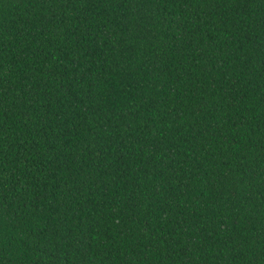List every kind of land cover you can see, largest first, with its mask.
Segmentation results:
<instances>
[{"label": "trees", "instance_id": "1", "mask_svg": "<svg viewBox=\"0 0 264 264\" xmlns=\"http://www.w3.org/2000/svg\"><path fill=\"white\" fill-rule=\"evenodd\" d=\"M0 264H264V0H0Z\"/></svg>", "mask_w": 264, "mask_h": 264}]
</instances>
